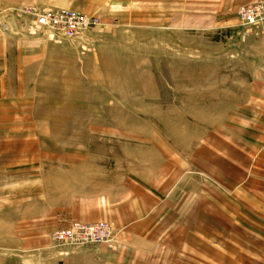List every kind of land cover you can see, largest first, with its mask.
Returning <instances> with one entry per match:
<instances>
[{"label": "rangeland", "instance_id": "rangeland-1", "mask_svg": "<svg viewBox=\"0 0 264 264\" xmlns=\"http://www.w3.org/2000/svg\"><path fill=\"white\" fill-rule=\"evenodd\" d=\"M169 1L115 16L23 0L100 25L59 42L24 21L0 31L43 43L0 81V264L144 247L157 264H264V13L193 28ZM101 222L111 240L82 243L78 226Z\"/></svg>", "mask_w": 264, "mask_h": 264}, {"label": "crops", "instance_id": "crops-1", "mask_svg": "<svg viewBox=\"0 0 264 264\" xmlns=\"http://www.w3.org/2000/svg\"><path fill=\"white\" fill-rule=\"evenodd\" d=\"M23 0H0V4L6 7H16L23 5H30ZM28 1V0H26ZM95 2L91 6L84 7V9L99 10L107 6L109 13L115 16H140L141 12L136 11L133 7V2L136 0H87ZM169 1V0H163ZM171 1V2H170ZM169 1L170 10L176 9L175 0ZM185 10L188 11L184 15L188 18H196L186 22L192 23V27L197 26L200 28L219 27L227 21H236L237 10L240 6L248 3L257 2L258 0H183ZM49 9V8H46ZM196 10V12H194ZM193 11V12H192ZM200 11V12H199ZM82 12V11H81ZM169 16H177L176 13L170 12ZM238 20V18H237ZM42 42L29 41L28 39L17 38L12 34H0V81L8 79L9 77L15 80L22 78L23 73L26 71L25 67L29 65L33 58L28 55V51H33L32 45H42ZM17 64L18 68H23L13 72L14 76L9 72V64ZM27 68V67H26ZM21 71V72H20ZM11 75V76H10ZM147 240V239H146ZM149 246V245H148ZM75 257L82 258L85 262L90 264H157V249L144 247L141 249L125 248L121 250H108L107 248H100L95 252L87 253L82 252Z\"/></svg>", "mask_w": 264, "mask_h": 264}, {"label": "built area", "instance_id": "built-area-1", "mask_svg": "<svg viewBox=\"0 0 264 264\" xmlns=\"http://www.w3.org/2000/svg\"><path fill=\"white\" fill-rule=\"evenodd\" d=\"M263 13L264 0L245 4L237 10L238 18L245 25L256 24L262 19ZM17 21H24L26 23L29 34L40 32L46 34L55 42L63 39L76 40L86 31L100 25V20L97 16L70 9H46L32 5L18 7L0 6V31H7L9 28L14 27L13 23ZM78 230L84 231L87 234L82 243L108 242L111 240L110 233H112V226L105 222L80 225L78 226ZM98 231L102 233H99L101 238L97 237L96 232ZM105 232L108 234L106 235ZM61 234L55 236L59 242L75 240L73 235L68 238L65 234Z\"/></svg>", "mask_w": 264, "mask_h": 264}]
</instances>
